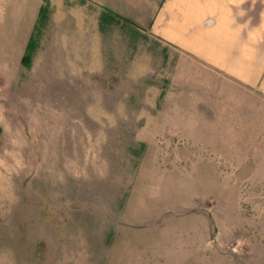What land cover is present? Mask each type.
Returning <instances> with one entry per match:
<instances>
[{"label": "rangeland", "instance_id": "1", "mask_svg": "<svg viewBox=\"0 0 264 264\" xmlns=\"http://www.w3.org/2000/svg\"><path fill=\"white\" fill-rule=\"evenodd\" d=\"M162 1L0 0L2 264H264V74L168 41Z\"/></svg>", "mask_w": 264, "mask_h": 264}, {"label": "crops", "instance_id": "2", "mask_svg": "<svg viewBox=\"0 0 264 264\" xmlns=\"http://www.w3.org/2000/svg\"><path fill=\"white\" fill-rule=\"evenodd\" d=\"M156 8L153 27L168 41L190 46L241 83H258L264 74V29L258 32L257 21L248 13L250 0H163ZM165 17H171L170 22ZM260 26L264 27V17ZM61 57L70 68L66 72L76 73L79 58Z\"/></svg>", "mask_w": 264, "mask_h": 264}, {"label": "trees", "instance_id": "3", "mask_svg": "<svg viewBox=\"0 0 264 264\" xmlns=\"http://www.w3.org/2000/svg\"><path fill=\"white\" fill-rule=\"evenodd\" d=\"M41 14L44 15V9L43 8L41 9ZM33 42H34V40L31 38V40H30V42L28 44V50H27L26 54L23 57V62L24 63L30 64V62H31L32 52L34 50Z\"/></svg>", "mask_w": 264, "mask_h": 264}]
</instances>
